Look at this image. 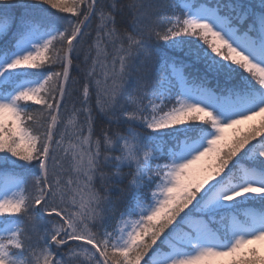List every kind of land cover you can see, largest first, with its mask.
Masks as SVG:
<instances>
[{
	"label": "snow or ice",
	"instance_id": "1",
	"mask_svg": "<svg viewBox=\"0 0 264 264\" xmlns=\"http://www.w3.org/2000/svg\"><path fill=\"white\" fill-rule=\"evenodd\" d=\"M0 264H264V0H0Z\"/></svg>",
	"mask_w": 264,
	"mask_h": 264
},
{
	"label": "trees",
	"instance_id": "2",
	"mask_svg": "<svg viewBox=\"0 0 264 264\" xmlns=\"http://www.w3.org/2000/svg\"><path fill=\"white\" fill-rule=\"evenodd\" d=\"M97 130H99V123H98V129Z\"/></svg>",
	"mask_w": 264,
	"mask_h": 264
}]
</instances>
